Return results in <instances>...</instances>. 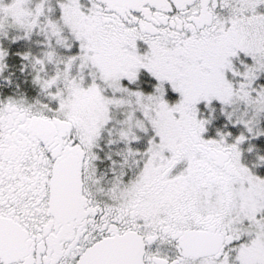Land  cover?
<instances>
[{
  "label": "snow or ice",
  "instance_id": "snow-or-ice-1",
  "mask_svg": "<svg viewBox=\"0 0 264 264\" xmlns=\"http://www.w3.org/2000/svg\"><path fill=\"white\" fill-rule=\"evenodd\" d=\"M0 264H264V0H0Z\"/></svg>",
  "mask_w": 264,
  "mask_h": 264
}]
</instances>
